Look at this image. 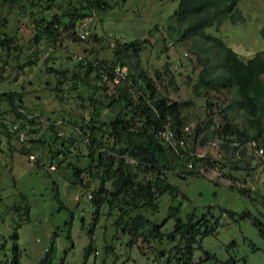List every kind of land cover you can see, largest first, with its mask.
<instances>
[{
    "label": "rangeland",
    "instance_id": "rangeland-1",
    "mask_svg": "<svg viewBox=\"0 0 264 264\" xmlns=\"http://www.w3.org/2000/svg\"><path fill=\"white\" fill-rule=\"evenodd\" d=\"M28 1L20 0L18 8L13 0H0V38L13 40L7 57L0 50V93L11 94L14 101L0 98V264H42L47 255L49 264H172L168 256L177 257L176 247L183 246V228H175L179 223L196 233L192 259L200 260L198 264H264V149L258 139L228 145L212 134L222 129L224 117L233 126H245L242 140L253 132L236 109L223 112L231 95L220 86L204 97L194 95L206 56L215 51L208 47L199 60L191 40L176 45L171 27L181 25L172 20L177 0H118L99 15L60 24L54 41L40 42L32 40V17L59 14L67 9V0L38 1L32 7ZM56 1L59 7L45 8ZM235 5L238 18L224 19L217 27L213 22L205 31L246 59L264 50V0H239ZM131 40L139 45L131 62H140L154 92L170 101H192L181 108L182 130L187 142L195 141L191 154L207 157L194 169L178 162L174 172H165V183L173 189L156 198L155 210L142 212L159 227L162 243H153V248H146L140 238L129 247L131 236L115 229L119 211L108 214L110 195H98L102 154L87 146L76 127L82 119L114 121L120 105L106 97L113 85L104 82L106 90H94L98 101L91 103L86 98L93 91L70 89L68 79L78 71L84 74L78 61L108 63L111 49ZM93 75L88 74L90 86H101L104 77L91 81ZM139 86H134V94L146 90ZM205 102L211 105L205 108ZM18 112L34 118L35 131L33 124H22ZM12 125L25 133L23 142L16 139ZM125 161L132 162L127 156ZM104 187L110 189V182ZM150 229L142 228L145 234ZM89 245L93 251L84 259Z\"/></svg>",
    "mask_w": 264,
    "mask_h": 264
},
{
    "label": "trees",
    "instance_id": "trees-1",
    "mask_svg": "<svg viewBox=\"0 0 264 264\" xmlns=\"http://www.w3.org/2000/svg\"><path fill=\"white\" fill-rule=\"evenodd\" d=\"M13 1H15L13 4L21 8L20 0ZM38 1L49 2L50 0H29L28 2L33 3L32 7L39 5ZM117 1L67 0V9L59 14L50 12L42 14L41 17L34 15L31 24L35 35L32 40L36 42L54 41L60 24L68 26L72 25L75 20L91 17L94 13L99 15L100 12L112 8ZM238 1L177 0L178 4L173 11L172 20L181 25H174L171 30L176 33L174 40L176 45L183 40L192 41L191 48L197 53L196 56L199 60L201 52H208L207 49L210 46L214 48L215 54L206 56L207 62L203 63V70L197 76L194 95L198 96L199 94L204 97L207 90L217 85L220 86L231 95L230 102L223 107V112L236 109L245 119L247 127L253 132L249 138L242 140L241 137L246 135L245 126H233L230 124V120L227 121V118L224 117L225 122L220 126L222 129H215L212 134L219 140H225L228 145L236 141L246 142L258 139L261 142L258 146L264 149V122L262 121L264 116V50L257 51L244 59L221 38L205 31V28L213 22L217 27L216 24L224 19L238 18L239 10L235 5ZM52 5L59 7L60 2L56 1L45 8H50ZM93 36L95 38L94 34ZM102 38L104 39L103 36ZM12 41V38L7 35L0 38V50L4 51L5 57L8 56L7 48L13 43ZM138 48V40L124 41L111 49V59L108 63L103 59H96V64L90 60L78 61L77 66H82L85 69L84 74L81 75L79 71L76 73L74 70L72 73H76L77 77L72 74L68 79L71 83L70 87L72 86L70 89L81 87L80 93H87L89 89L93 91L91 94H87L86 98L91 103L98 101V98L93 95L96 90L107 89L104 82L113 85L106 97H109L111 102H117L120 105L115 112L114 121L98 123L99 118L87 121L82 119V123L76 127L77 131L85 136L87 146L98 149L102 154L98 159V173L103 181L98 195L100 193L104 196L110 195L108 214L112 209H118L115 229H119L122 234L131 236L129 247L135 243L136 238H140V243L145 244L146 248H153V243H162L159 227L149 223L142 212L146 209L155 210L156 198L173 189L169 183H165V172H174L178 162L183 163L187 169H194L197 166V161L206 160L207 157L197 158L191 154L195 141L187 142V135L182 130L181 108L183 105H192V101L175 102L168 100L165 95L156 94L150 86L146 70L141 68L140 62L137 59L134 63L131 62L133 54ZM123 66L126 67L125 71H121ZM116 67L120 73L115 71ZM60 71H64V69ZM165 71V74L169 73L167 69ZM88 74H94L90 78L91 81L101 80L104 77L103 84L90 86ZM140 83L142 85L139 86ZM136 85L139 88L145 86L146 90L139 94L135 93L137 99H134V86ZM76 97L80 100L85 98H82L78 93ZM0 98L7 99L11 104L14 103L13 97L9 93H0ZM208 105H211L210 102H205L204 107L206 108ZM94 113L97 114L96 111ZM18 116L23 119L22 124L29 123L31 126L33 124L31 130H36L34 118L23 116L19 112ZM234 123L239 122L235 121ZM16 129L18 131H11L16 134L17 139L18 133L22 131L18 127ZM97 132L100 133L99 137H96ZM6 134L8 135V133ZM125 156L132 162H126ZM193 174L194 172H189V175ZM106 181L110 182V189H105L104 182ZM93 201L95 202V199ZM146 225H151L147 234L142 230ZM187 225V223H179L175 226L176 229L183 228L179 239L183 246L182 248L176 247L175 252L179 253L177 257L168 256V260H166L168 263L198 264L200 262L199 260L196 263L192 259L196 233L187 228ZM110 249L111 247L108 248V250ZM91 251L93 249L89 245L85 250L84 259ZM162 252L164 250L160 251L161 254ZM49 263L50 258L47 255L42 260V264Z\"/></svg>",
    "mask_w": 264,
    "mask_h": 264
},
{
    "label": "clouds",
    "instance_id": "clouds-1",
    "mask_svg": "<svg viewBox=\"0 0 264 264\" xmlns=\"http://www.w3.org/2000/svg\"><path fill=\"white\" fill-rule=\"evenodd\" d=\"M122 68V67H121ZM116 72H118V73H120V71H119V69L118 70H115ZM122 71V70H121ZM125 71V70H124ZM17 126L16 125H12L11 126V130L12 131H18L17 129ZM20 134H22V138H20L19 136H20ZM24 139V132H20V133H18V138H17V140L18 141H22ZM181 141V140H180ZM262 151V150H261Z\"/></svg>",
    "mask_w": 264,
    "mask_h": 264
},
{
    "label": "built area",
    "instance_id": "built-area-1",
    "mask_svg": "<svg viewBox=\"0 0 264 264\" xmlns=\"http://www.w3.org/2000/svg\"><path fill=\"white\" fill-rule=\"evenodd\" d=\"M20 138H22V134H20V136H19ZM260 152H261V150H260Z\"/></svg>",
    "mask_w": 264,
    "mask_h": 264
}]
</instances>
